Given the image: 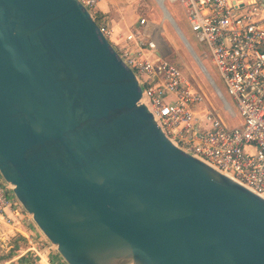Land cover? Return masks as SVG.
<instances>
[{
	"label": "water",
	"instance_id": "water-1",
	"mask_svg": "<svg viewBox=\"0 0 264 264\" xmlns=\"http://www.w3.org/2000/svg\"><path fill=\"white\" fill-rule=\"evenodd\" d=\"M0 177L63 264H264V199L165 136L78 0H0Z\"/></svg>",
	"mask_w": 264,
	"mask_h": 264
},
{
	"label": "built area",
	"instance_id": "built-area-1",
	"mask_svg": "<svg viewBox=\"0 0 264 264\" xmlns=\"http://www.w3.org/2000/svg\"><path fill=\"white\" fill-rule=\"evenodd\" d=\"M78 1L95 19L89 9L103 0ZM165 1L184 9L194 39L208 49L209 61L235 108L222 98L224 110L229 118L238 119V125H226L219 110L205 104L202 90L159 55L144 19L119 43L111 41V31L101 28L102 33L136 75L142 101L165 136L264 199V17L259 0ZM20 210L10 186L0 180V213Z\"/></svg>",
	"mask_w": 264,
	"mask_h": 264
},
{
	"label": "rangeland",
	"instance_id": "rangeland-1",
	"mask_svg": "<svg viewBox=\"0 0 264 264\" xmlns=\"http://www.w3.org/2000/svg\"><path fill=\"white\" fill-rule=\"evenodd\" d=\"M102 4V11H98V7L89 9L102 28H105L103 22H109L108 27L113 29L117 37L121 38L129 30L134 29L133 24L144 19L147 23V32L150 34V39L155 43L159 55L176 65L186 81L202 90L205 95V104H210L219 110L220 117L226 125L235 126L239 124L238 119L229 118L224 110L223 99L234 110L235 108L226 94V89L216 68L209 61L208 49L205 45L198 44L194 39L185 19L184 9L181 6L169 5L167 1L164 3L168 14L182 31V35L191 46L196 58L201 61L211 81L198 64L195 56L180 39L177 31L172 27L173 25L163 17V12L156 0H105ZM99 12L104 16L101 19L98 16ZM170 98L168 96L167 99Z\"/></svg>",
	"mask_w": 264,
	"mask_h": 264
},
{
	"label": "crops",
	"instance_id": "crops-1",
	"mask_svg": "<svg viewBox=\"0 0 264 264\" xmlns=\"http://www.w3.org/2000/svg\"><path fill=\"white\" fill-rule=\"evenodd\" d=\"M103 1L98 4V11H102ZM259 4L262 8L261 16L264 17V6L260 3V0ZM99 13L101 14V12ZM108 24L109 22H105V28L111 31L110 39L115 43L121 42L123 37L130 31L119 38L113 32V29L108 27ZM136 24L137 22L133 24V28L136 27ZM175 28H178L182 34L177 25ZM182 36L184 37V35ZM0 180H2L1 177ZM59 260L57 253L23 210H20L17 214L9 211L5 215L0 213V264H25L30 261H34V264H63Z\"/></svg>",
	"mask_w": 264,
	"mask_h": 264
},
{
	"label": "bare ground",
	"instance_id": "bare-ground-1",
	"mask_svg": "<svg viewBox=\"0 0 264 264\" xmlns=\"http://www.w3.org/2000/svg\"><path fill=\"white\" fill-rule=\"evenodd\" d=\"M156 1H157L158 5L160 6L162 12H163V17H164L168 22H170V23L173 25L174 29L176 30V28H175L176 24L173 22L171 16L168 14V12H167V10H166V8H165V6H164V1H165V0H156ZM177 29H178V28H177ZM176 31H177V30H176ZM177 34L179 35L180 39L183 41V43L185 44V46H186V47L190 50V52L195 56V54H194V52H193L191 46H190L189 43L186 41V39L182 36V34H181L180 32H178V31H177ZM195 58H196V56H195ZM196 60L198 61L197 58H196ZM199 61H200V60H199ZM200 62H201V61H200Z\"/></svg>",
	"mask_w": 264,
	"mask_h": 264
},
{
	"label": "trees",
	"instance_id": "trees-1",
	"mask_svg": "<svg viewBox=\"0 0 264 264\" xmlns=\"http://www.w3.org/2000/svg\"><path fill=\"white\" fill-rule=\"evenodd\" d=\"M98 16H99V18L101 19V18H103L104 16L102 15V14H98ZM95 21L97 22V24L100 26V24H99V22H98V20L95 18ZM103 24H104V26H105V22H103ZM100 28H102L101 26H100Z\"/></svg>",
	"mask_w": 264,
	"mask_h": 264
}]
</instances>
